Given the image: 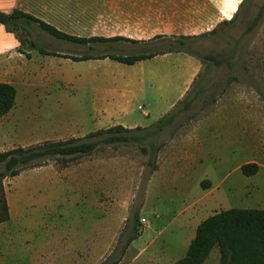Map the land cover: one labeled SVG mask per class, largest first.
<instances>
[{
	"label": "rangeland",
	"instance_id": "1",
	"mask_svg": "<svg viewBox=\"0 0 264 264\" xmlns=\"http://www.w3.org/2000/svg\"><path fill=\"white\" fill-rule=\"evenodd\" d=\"M262 11L263 16L257 18ZM34 28L33 38L37 45L52 51L126 55L166 51L170 44V39L165 37L141 44L95 43L90 48L86 44L54 38L37 25ZM187 42L193 51L218 53L222 62L219 65L202 63L196 82L185 97L199 89L194 102L188 109L176 111L178 107L182 108V100L170 111H176L171 124L152 137L160 147L156 158V162H160L158 165L165 168L180 165L179 174L173 178L176 183L162 184L161 176L157 175L146 204L150 154L143 153L140 145L132 144L105 145L67 169L49 163L45 177L52 183L57 182V186H27L26 181L32 176L25 170L18 176L6 177L3 187L9 219L0 223V264H108L124 242V237L119 239L121 231L126 232L133 223L139 224L141 231L147 224L141 221L142 217L152 224L156 217L155 232H163L161 235L151 232L145 235V238L156 236L157 239L140 257L139 261L144 263L149 252L168 240L177 222L190 216L199 206L198 200L209 187H205V182L210 185L205 174H210L213 180L222 179L221 190L225 199L230 201L229 187L238 174L241 176L239 171L231 172L235 164L259 158L261 152L264 153V0H247L230 23L221 24L215 32ZM54 98L47 96L42 102L54 108ZM85 100V97L80 99ZM67 102L69 105L70 101ZM12 114L19 126L10 132L8 143L4 145L9 148L44 139L80 136L98 129L81 125L65 107L49 111L13 110ZM220 119L229 122L220 125ZM155 122L143 127L153 130ZM185 140L193 144L195 141L204 143L205 156L195 168L199 187L187 168L183 169V164L188 161L179 158ZM218 156L221 160L227 158L219 167L222 172L219 175L215 173L216 164L221 162ZM36 172L35 178H38L39 172ZM188 178L193 180L190 179L189 186L183 187V181ZM70 182L74 186H65ZM243 182L249 183L251 179ZM213 194L211 191L210 195ZM216 210L206 209L195 215L200 218ZM104 217L110 218L114 242L107 252L102 253V249L96 248V253L91 254L85 243L93 233L102 230ZM169 221L172 222L168 224ZM212 258L213 255L207 264H211Z\"/></svg>",
	"mask_w": 264,
	"mask_h": 264
},
{
	"label": "crops",
	"instance_id": "2",
	"mask_svg": "<svg viewBox=\"0 0 264 264\" xmlns=\"http://www.w3.org/2000/svg\"><path fill=\"white\" fill-rule=\"evenodd\" d=\"M243 1L0 0V12L9 13L19 9L76 37H123L137 40L138 44H141L152 42L157 37L199 36L210 32L221 23L233 19ZM94 44L86 45L92 48ZM19 47L20 43L15 33L0 23V82L10 83L16 89L14 106L0 118V151L9 149L4 145L8 143L10 132L19 126L15 123L17 118L12 114L13 110L49 111L65 107L71 110L73 117L81 125L98 129L115 125L128 128L143 127L170 112L184 98L202 68L199 58L184 51L156 53L149 58L127 64L109 56H100L102 53H87L91 55L89 58L74 60L71 56L83 54L49 49H46L50 52L48 54L33 49L28 58L25 53L19 51ZM47 96H55L54 108L42 102ZM83 97L86 99L85 102L80 101ZM67 101H70L69 105ZM218 121L220 125L229 122H225L224 119ZM230 122L234 123V120ZM191 143L193 144L192 141H184L179 158L184 162L188 161L183 164V169L187 168L188 174L194 176L199 187L195 168L201 164L200 159L205 156V147L201 141H195L193 146ZM261 153L259 158L235 164L231 172L239 171L242 178L238 174L231 183L229 202L221 190L222 179L213 180L210 174H205L210 185L208 181L205 182V187H209L198 200L199 206L192 210L190 216L177 222L168 240L149 252L144 263L139 261L140 257L147 252L157 237L145 238L150 232L156 233V217L155 227L146 217H142L147 224H144L138 236L130 241L117 264H172L185 255L198 224L207 216L231 207L264 209V153ZM220 156L217 159L221 162L216 164L215 169L217 175L222 173L219 172V167L227 159L221 160ZM249 162L257 164L258 170L255 174L247 176L242 173L241 166ZM159 163L158 161L157 168L150 174L146 183V204L157 175L161 176L160 183L170 182L174 185L176 179L173 178L179 174L180 165L165 168L159 166ZM47 165L24 171L32 176L26 181L27 186H57V182L52 183L45 177ZM36 171L39 172L38 178H35ZM42 171L44 175L41 176ZM190 179L193 180V178H188L186 182L184 180L182 186H189ZM246 179H251V182L244 183ZM65 186L74 185L70 182ZM211 191L214 192L213 196L210 195ZM233 204L237 205L234 207ZM212 208L217 210L200 218L195 215L197 212ZM103 225L101 231L87 238L85 247L90 249L91 254L96 253V248L102 249V253L107 252L114 242L110 231V218L104 217ZM162 232L156 234L161 235ZM140 240L142 243H138ZM215 247L203 264H207L212 255L211 264H218L219 249Z\"/></svg>",
	"mask_w": 264,
	"mask_h": 264
},
{
	"label": "trees",
	"instance_id": "3",
	"mask_svg": "<svg viewBox=\"0 0 264 264\" xmlns=\"http://www.w3.org/2000/svg\"><path fill=\"white\" fill-rule=\"evenodd\" d=\"M246 1L247 0H244L241 3L233 19L221 24H227L234 20L242 11ZM261 16H263V11L257 18H261ZM0 23L6 25L15 33L20 43L19 51L25 53L28 58L31 56L30 51L33 49L43 54L50 53L35 42L33 38L35 25L54 38L81 44L114 43L118 41H126L129 43L139 42L123 37H76L62 32L53 25L19 9H14L9 13L0 12ZM217 28L218 27L201 35L213 33ZM194 37L197 36L168 37L170 39V44L166 51L126 55L105 52L100 56H109L116 61L133 64L138 60L149 58L156 53L184 51L196 56L202 63L212 62L214 65H219L222 59L218 53L196 52L191 49L187 41ZM90 56L91 55L83 54L80 56H71V58L74 60H83ZM196 79L192 83V86L196 82ZM190 89L186 93L187 96ZM198 94L199 89L195 90L193 95L188 98H185L187 97L185 95L182 99V108L178 107L176 111H178V109H188ZM15 97V87L10 83L0 82V118L12 109L15 104ZM175 112H168L170 114L167 113V116H163L156 120L153 130L142 126L128 128L122 125H115L99 128L82 136H69L58 140L47 139L27 146L17 145L7 150L0 151V223L9 219V207L4 193L3 180L6 177L17 176L26 169L44 166L52 162L60 167H67L71 164L78 163L83 157L90 156L96 151L101 150L105 145L132 144L140 145L143 153L150 154L148 164L151 165V174L157 168L156 158L160 148L155 144L152 137L164 126L171 124L175 119ZM257 170V164L252 162L245 163L241 166L242 173L247 176L255 174ZM134 216L136 217L137 214H134ZM139 232L140 230L136 223L133 224L129 230H126V232L122 231L119 239L124 237V242L122 246H120L118 254L113 257L108 264H117L120 261L127 245L138 236ZM215 246L219 249L218 264H264V209L228 208L221 209L207 216L198 224L195 236L192 238L185 255L172 264H203L212 248ZM117 247H119V245Z\"/></svg>",
	"mask_w": 264,
	"mask_h": 264
},
{
	"label": "built area",
	"instance_id": "4",
	"mask_svg": "<svg viewBox=\"0 0 264 264\" xmlns=\"http://www.w3.org/2000/svg\"><path fill=\"white\" fill-rule=\"evenodd\" d=\"M139 108H140V107H139ZM141 221L144 222V221H146V220H145V218H141Z\"/></svg>",
	"mask_w": 264,
	"mask_h": 264
}]
</instances>
